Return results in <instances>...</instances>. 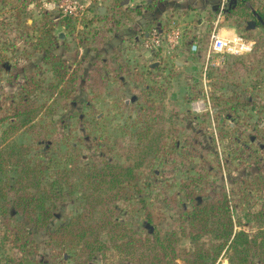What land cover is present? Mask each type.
<instances>
[{"label":"rangeland","instance_id":"rangeland-1","mask_svg":"<svg viewBox=\"0 0 264 264\" xmlns=\"http://www.w3.org/2000/svg\"><path fill=\"white\" fill-rule=\"evenodd\" d=\"M70 1L0 0V97L17 90L25 75L34 76L44 88L55 81L43 58L48 27L54 36L52 52L69 69L81 66L80 78L97 66L95 86L81 80L68 97L51 98L46 89L31 95L40 109L35 128L13 138L31 146L29 156L42 168L43 187L55 178L62 182V188H56L50 228L81 211V176L93 164L127 161L138 167L143 159L136 168L138 188L128 187L116 204V217L141 239L132 246L105 241L101 253L88 257L75 247L49 244L47 232L40 231L33 235L34 249L22 252L0 216V264H138L153 251L148 238L154 222L168 230L182 212L191 210L185 182L208 196L224 187L236 229L250 237L264 229V214H256L264 209V188L254 181L264 176V25L245 7L227 16L228 0H215L208 18L220 15L219 33L240 35L252 43L251 51L209 50L210 23L196 39L197 52L185 50L165 59L145 56L122 25L98 43L93 33L109 27L99 7H107L108 1L89 0L85 10L95 8L81 19L65 14ZM253 3V9L264 11L263 0ZM128 9L135 15L136 9ZM151 103L161 106L164 115L158 128L166 140L157 156L135 134L144 125L143 108ZM3 128L0 124V143ZM179 239L180 246L191 248L187 235ZM202 239L209 242L208 237ZM218 262L228 264L227 255Z\"/></svg>","mask_w":264,"mask_h":264},{"label":"trees","instance_id":"trees-1","mask_svg":"<svg viewBox=\"0 0 264 264\" xmlns=\"http://www.w3.org/2000/svg\"><path fill=\"white\" fill-rule=\"evenodd\" d=\"M104 1H108V5L100 18L109 27L107 31L93 33L94 39L99 38L98 43L103 42L110 29L118 28L122 21L133 18L132 11L123 7L122 0ZM228 2L227 16L240 7L250 9V6H254L253 0ZM148 7L151 8V3ZM255 11L264 21V11L258 8ZM44 19L45 25L47 16ZM257 23L263 25L258 20ZM155 25L157 23L150 22L146 30ZM45 36L49 46L43 58L50 64L55 81L44 88L34 76L25 75L17 90L0 97V124H4L0 143V174H7L5 177L0 176V216L5 230L12 235L13 242L22 252L34 249L33 235L40 231L47 232L49 244L75 247L79 255L86 254L88 257L101 253L105 241L114 245H135L141 238L136 237L135 231L116 217V204L126 197L128 187L138 188L136 168L144 162L143 159L139 161L138 167L127 161L106 160L101 165L93 164L81 176V211L50 228L55 209L54 199L58 194L56 188H62V182L55 178L48 183V187H43L42 168L29 156L31 146L26 142H17L13 137L20 131L30 132L35 128L40 109L30 99L31 95L46 89L54 99L71 96L81 80L85 86H95L99 70L93 65L80 78L83 75L81 66L69 69L64 60L52 52L54 36L51 27L47 28ZM143 110L144 125L135 134L144 148L157 156L166 140L158 128L164 121L163 110L152 103ZM254 181L257 182L256 187L264 188V176L258 175ZM182 186L185 196L193 202L191 210L182 212L168 230L154 222L148 238L152 241L153 251L139 258L138 264H179L177 259H181L183 264H219L218 259L222 254L227 255L228 264H264V229L252 237L244 230L236 229L238 223L233 218L231 200L224 187L208 196L204 190L189 188L187 182ZM256 214L262 217L264 209ZM103 234L105 239L102 238ZM180 235L189 237L191 248L180 246ZM204 237H208L209 242L203 240Z\"/></svg>","mask_w":264,"mask_h":264},{"label":"crops","instance_id":"crops-1","mask_svg":"<svg viewBox=\"0 0 264 264\" xmlns=\"http://www.w3.org/2000/svg\"><path fill=\"white\" fill-rule=\"evenodd\" d=\"M146 3H151V8L146 6ZM214 3L215 0H122V5L125 9L133 8L137 11V14H132V20H124L125 24H123L124 22L121 23L123 33H133L132 40L135 42L134 44L143 50L140 33L144 30L145 23L155 22L163 28L173 24L177 26L181 33L179 44L170 53L162 48L157 55L165 59L174 58L176 55L185 53V50L189 52L191 44L201 37L203 31L210 23L212 25L211 29L215 28L219 31L223 18L215 14V17L210 15L209 19L207 15L215 9ZM94 8L95 6L93 5L91 10H88L89 13H92L91 11ZM105 11L106 7L103 12L105 13ZM103 12L99 11V14ZM143 53L149 57L153 55L144 50Z\"/></svg>","mask_w":264,"mask_h":264},{"label":"built area","instance_id":"built-area-1","mask_svg":"<svg viewBox=\"0 0 264 264\" xmlns=\"http://www.w3.org/2000/svg\"><path fill=\"white\" fill-rule=\"evenodd\" d=\"M86 2L71 0L64 8L65 14L81 19L88 11L85 10V7L88 6L89 0H86ZM180 38L181 33L177 26L172 24L163 28L161 25H155L142 33L141 45L143 50L148 53L157 54L162 48L170 53L179 44ZM199 46L198 41H194L189 48V52H197ZM251 49L252 43L240 35L222 36L215 28L209 34V50L214 52L240 54L249 52Z\"/></svg>","mask_w":264,"mask_h":264},{"label":"water","instance_id":"water-1","mask_svg":"<svg viewBox=\"0 0 264 264\" xmlns=\"http://www.w3.org/2000/svg\"><path fill=\"white\" fill-rule=\"evenodd\" d=\"M250 9H251L252 14L256 17V19L264 25V21H263L262 17L259 15V13H257V11H255V9H253L251 6H250ZM99 10H100V12H103L105 10V8L100 7Z\"/></svg>","mask_w":264,"mask_h":264}]
</instances>
